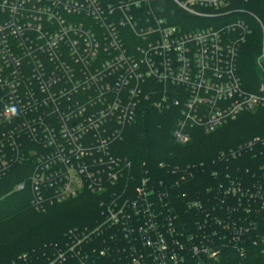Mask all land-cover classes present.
Wrapping results in <instances>:
<instances>
[{
    "label": "built area",
    "instance_id": "obj_1",
    "mask_svg": "<svg viewBox=\"0 0 264 264\" xmlns=\"http://www.w3.org/2000/svg\"><path fill=\"white\" fill-rule=\"evenodd\" d=\"M168 1L209 25L170 23L178 14L158 5L162 0H0L2 165V149L14 148L17 137L32 142L28 156H19L31 163L29 182L15 189L28 186L39 209L113 187L103 220L69 229L63 245H46L37 264H190L187 255L201 250L178 239L170 210L164 215L158 203L166 204L156 201L157 193L166 199L163 187L145 177L133 196L114 188L130 162L111 148L143 103L177 109L173 136L182 144L192 128L209 133L264 107V83L258 93L245 90L236 65L238 45L251 32L238 14L263 24L232 0ZM228 14L234 18L221 23ZM257 64L264 74V50ZM13 107L15 115L7 111ZM239 190L230 182L225 195ZM18 259L34 264L27 254Z\"/></svg>",
    "mask_w": 264,
    "mask_h": 264
},
{
    "label": "trees",
    "instance_id": "obj_2",
    "mask_svg": "<svg viewBox=\"0 0 264 264\" xmlns=\"http://www.w3.org/2000/svg\"><path fill=\"white\" fill-rule=\"evenodd\" d=\"M231 4L252 12L264 28V0H232ZM158 5L175 12L168 0ZM175 13L178 17H168L170 23L196 20ZM228 15L220 18L221 23L234 18ZM238 15L252 29L238 45L236 63L242 87L250 91L256 89L263 74L256 59L264 46V29L248 21V15ZM178 118L177 109L158 110L145 103L138 107L122 139L111 148L113 155L130 162L126 178L114 188L133 196L145 177L163 187L160 191L167 194L166 199L157 193L156 201L160 198L166 204L158 203L164 215L170 210L171 227L181 233L178 239L188 249L196 245L202 250L187 255L188 263L264 264V107L241 112L209 133L192 128L184 144L173 136ZM15 142L14 148L2 149L7 153L6 165L0 159V264H21L18 257L22 254L37 264L43 261L46 245H63L69 229L94 227L103 220L102 202L113 197V187L102 196L83 190L63 203L45 205L44 212L35 210L29 187L15 189L17 184L29 182L31 163L19 156H28L32 142L26 136ZM248 143L252 146L242 148ZM230 182L241 187L235 195H225ZM99 243L97 240L96 245Z\"/></svg>",
    "mask_w": 264,
    "mask_h": 264
},
{
    "label": "rangeland",
    "instance_id": "obj_3",
    "mask_svg": "<svg viewBox=\"0 0 264 264\" xmlns=\"http://www.w3.org/2000/svg\"><path fill=\"white\" fill-rule=\"evenodd\" d=\"M248 21H250V22H254L255 20H253V19H249ZM192 23L193 24H195V25H197V26H199V27H205V26H208L209 25V20H207V19H200V20H194V21H192ZM253 27H255L254 25H253ZM249 28H250V26H249ZM250 30H252L251 28H250ZM263 52V49H262V51H261V53ZM260 53V54H261ZM260 56V55H259ZM258 56V57H259ZM257 57V58H258ZM256 64H257V59H256ZM258 66V65H257ZM263 73V72H262ZM260 81H259V83H258V85L256 86V89H254V90H250V91H252V92H255V93H258V89H259V87H260V85L262 84V83H264V74H261L260 73V79H259ZM254 111V110H253ZM252 111V112H253ZM26 183L28 182V181H25ZM24 181L23 182H21V183H25ZM20 184V183H19ZM19 184H17V185H19ZM17 185L15 186V188L17 187ZM103 194H104V192L103 191H101ZM101 192H98L99 194L101 193ZM91 193H93V192H91ZM97 193V194H98ZM94 194V193H93ZM101 196H102V194H101ZM73 197H75V196H71V197H69V198H66L65 200H63V201H67V200H70V199H73ZM63 201H61L62 203H63ZM61 202H57L58 204H60ZM48 207V206H47ZM47 207L46 206H44V207H41V208H39V209H35V210H38V211H42V212H44V211H46V209H47Z\"/></svg>",
    "mask_w": 264,
    "mask_h": 264
},
{
    "label": "clouds",
    "instance_id": "obj_4",
    "mask_svg": "<svg viewBox=\"0 0 264 264\" xmlns=\"http://www.w3.org/2000/svg\"><path fill=\"white\" fill-rule=\"evenodd\" d=\"M10 114H12V115H15L16 114V109L13 107V108H9L8 110H7Z\"/></svg>",
    "mask_w": 264,
    "mask_h": 264
},
{
    "label": "bare ground",
    "instance_id": "obj_5",
    "mask_svg": "<svg viewBox=\"0 0 264 264\" xmlns=\"http://www.w3.org/2000/svg\"><path fill=\"white\" fill-rule=\"evenodd\" d=\"M149 21H151L152 19L151 18H148Z\"/></svg>",
    "mask_w": 264,
    "mask_h": 264
}]
</instances>
